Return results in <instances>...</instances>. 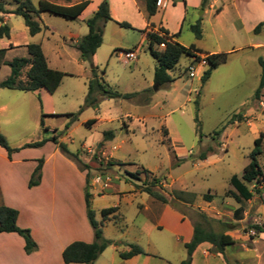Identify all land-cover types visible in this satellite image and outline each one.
Instances as JSON below:
<instances>
[{
  "label": "rangeland",
  "instance_id": "obj_1",
  "mask_svg": "<svg viewBox=\"0 0 264 264\" xmlns=\"http://www.w3.org/2000/svg\"><path fill=\"white\" fill-rule=\"evenodd\" d=\"M48 1L74 5L84 0ZM101 1L92 0L76 20L41 13L38 19L42 31L36 36L29 34L21 17L0 14V19L11 29L10 39H0V50H8L4 56L0 55V81L10 75V68L4 62L28 58L29 44H40L51 68L66 74L53 95L45 90L0 89V133L12 148H20L9 160L0 147V206L12 202L29 219L25 210L31 192L25 178L34 172L40 160L45 162L58 149L60 154L53 158L52 164L62 158L64 163L65 159L69 160L78 168L89 166L85 171L92 181L88 189L95 196L92 199L95 218L103 224L112 217L115 224L103 225V236L116 240L120 253L129 251V245H137L154 256L156 263L181 264L187 258V251L180 237L187 236L189 222L193 226L202 223L201 214H204L211 219L207 226L215 231L222 229L219 221L237 225L230 231L236 245L226 254L229 264H264V235L254 238L249 232L264 214V179L247 183L253 198L240 203L234 199L237 191L230 183L233 176L242 178L251 162L255 141L264 134V90L260 100L254 98L262 74L259 59L264 60V49L249 47L252 41L264 40V28L258 34L250 31L255 20L249 14L245 15L246 27L241 26L238 14H247L241 0H218L217 8L223 9L220 15L209 8L210 1L205 7L201 4L196 8L187 6L185 0H172L167 12L159 10L151 17V23L159 28L164 22L166 30L181 32L177 41L185 47L196 45L206 52L227 54L228 60L203 84L201 78L207 68L199 67L196 76L190 78L192 62L183 56L169 71L174 81L157 86V62L142 32L146 30L144 21H148L144 0H134L138 6L131 0H108L113 21L105 25L103 43L93 62L81 59L74 45L88 34L86 22ZM32 2L37 6L39 0ZM197 2L191 0L192 4ZM0 3L9 12L18 7L16 0H0ZM262 17L263 9L256 8L253 19ZM118 22L128 23L132 28L121 27ZM197 22L201 23V39L191 30ZM129 51L136 53L135 60L126 59L125 53ZM208 55L204 53L201 57ZM93 72L113 91L131 94L132 98L105 99L97 109L84 108ZM82 108L79 119L71 123L68 115ZM239 114L243 118L229 125L231 118ZM91 120L96 123L89 127L86 123ZM225 125L224 132L215 136ZM108 131L114 133V139L104 137ZM54 134L60 135V141L70 152L79 154L82 164L64 155L53 142L39 148H23ZM262 152L259 162L264 171V142ZM203 153L207 155L204 161L200 160ZM98 177L100 182L96 183ZM156 179L160 181L157 184ZM5 180L10 184L7 191L2 190ZM144 188L161 193L168 204L152 198L143 192ZM112 207L119 208L104 220L101 211ZM44 208L41 206L34 215L41 218L49 210ZM177 213L183 216L184 225ZM4 246L1 240L0 249ZM30 255L0 256V264H29L35 260ZM219 259L226 264L222 256ZM39 262L44 264V259ZM123 263L110 247L95 262Z\"/></svg>",
  "mask_w": 264,
  "mask_h": 264
},
{
  "label": "trees",
  "instance_id": "obj_2",
  "mask_svg": "<svg viewBox=\"0 0 264 264\" xmlns=\"http://www.w3.org/2000/svg\"><path fill=\"white\" fill-rule=\"evenodd\" d=\"M18 2V7L13 11L9 12L5 9L4 5L0 3V14H14L23 19L25 26L27 27L29 34L31 36H36L41 33L42 27L39 22V16L43 12H48L50 14L63 17L68 20L79 19L83 13L91 5L92 0H84L74 5H59L48 0H39L36 6L32 0H16ZM70 2L71 0H66ZM210 0H203L202 7H205ZM145 9L148 17V28L152 30L142 31L146 35L148 42V48L152 57L156 60L157 66L155 70V83L157 86H163L174 81V78L170 75L169 71L173 70L179 63L183 56H187L190 60L193 57L201 59V55L204 52L197 48L195 45L185 47L181 45L177 40L181 32L177 34H170L168 30L163 27L157 28L151 23L150 19L154 16L161 8L157 7V0H144ZM220 11H218L219 13ZM113 21L110 5L108 0H103L98 6L97 11L93 14V17L87 20L86 24L89 28L88 34L79 42H77L74 47L79 52L81 59L88 62H93L97 50L101 47L103 43V34L105 25ZM0 39H10L11 29L8 24L4 23L0 19ZM119 26L124 28H132L128 23H117ZM264 28V22L260 23L255 29L254 33L258 34ZM192 32L195 33L197 39L202 38L201 23L191 27ZM164 45V47H161ZM28 51V58H15L12 61L4 62V65L10 68V75L3 81H0V89H10L19 90L24 92H38L40 90H45L50 95L55 94V92L61 86L65 73L59 70L53 69L49 66L47 58L43 52L42 46L40 44H29L26 46ZM158 48H163L158 50ZM7 49H1L0 55L4 56L7 53ZM206 60L209 64L204 75L201 78L202 83H206L211 77L213 71L217 69L220 65L225 64L228 60L227 54H213L208 55ZM259 63L262 67V74L260 79V84L258 89L255 91L254 98L260 100L262 96V91L264 90V60L261 58ZM25 79H23V72L26 70ZM133 95H122L113 91L107 84L104 83L97 75L93 72V78L88 81V93L85 101L84 108H94L97 109L100 102L105 99H130ZM197 109L199 108V103L196 102ZM82 108L76 114H69L68 118L71 123H74L79 119L83 109ZM199 110V109H198ZM242 115H234L228 122L229 125L237 122V119H242ZM96 123V120H91L86 123L87 126L91 127ZM196 123L198 126V131L201 132V125L198 117L196 118ZM69 126L66 127L68 129ZM226 125L222 129L216 131L215 136H220L224 132ZM104 137L107 140L114 139V133L108 131L104 133ZM48 142L55 143L61 152L68 156V158L74 160L78 165L82 164L79 154H73L69 151L68 146L60 141V135L54 134L51 138L45 139L40 142H35L25 145L23 148H39L43 147ZM264 142V134L261 135L255 141V149L251 153V162L245 167L242 178L238 176H233L230 180L231 185L237 191L234 194V199L237 202L250 201L253 198V193L247 187V183H253L254 181L260 182L264 179V171L259 162V156L263 153L262 147ZM0 147L5 150L9 160L12 159V155L15 152H19L20 148H12L7 139L3 134L0 133ZM207 159L206 154L200 156V160L204 161ZM44 160H40L39 166L34 170L32 177L29 181V189L36 187L40 184L42 179ZM80 168V166H79ZM89 166L84 165L80 169L85 171ZM87 187L85 190V202L87 208V217L89 223L94 232V242H74L70 244L63 252L64 264H94L101 254L110 246L115 244L114 241L107 240L103 236L102 226L96 218L95 211L92 208V195L89 192L88 186L90 183V176H87ZM159 179L155 180V184L159 183ZM143 192L149 194L152 198L157 201L168 204V199L158 193L153 191L151 188H144ZM118 207H112L104 209L101 211L104 220L108 219L110 215L117 212ZM239 210H237V216H239ZM19 217V211L7 207L5 205L0 206V234L2 233H16L21 238H23L25 247L24 250L26 254L30 255L37 250V243L31 235L29 229L20 228L17 224ZM203 222L194 224L193 226V238L189 243L185 244V249L187 251V258L181 262V264H192L193 255L197 248L204 244H211L216 250V254L222 256L224 261L228 263L226 258V249L232 245H235L236 241L227 234L234 230L237 225L222 223V229L220 231H215L213 228L208 227L210 224V218L204 214H201ZM251 229H257L258 234H264V230L258 229L255 225L250 227ZM129 251L120 253V258L122 260H129L136 256L146 255L144 250L137 245H129Z\"/></svg>",
  "mask_w": 264,
  "mask_h": 264
},
{
  "label": "crops",
  "instance_id": "obj_3",
  "mask_svg": "<svg viewBox=\"0 0 264 264\" xmlns=\"http://www.w3.org/2000/svg\"><path fill=\"white\" fill-rule=\"evenodd\" d=\"M171 1L172 0H170L168 6L165 9H163L166 12L170 8ZM185 1L187 6L191 5L193 7L199 8L203 0H198L197 4H192L191 0H185ZM228 1H233V0H228ZM241 1H243L246 6L247 14L246 13L244 14L242 12L239 13L238 22H240L241 26L246 27L247 23L245 21V18H247L246 16H248L249 14L251 20L252 21L255 20L250 25L249 30L254 31V29L260 23L264 22V1L263 0H241ZM131 2L133 3L134 6H138L134 2V0H131ZM100 3L98 4V6L100 5ZM217 3L218 0H210L209 8L212 10H217V15H220L223 9L217 8ZM98 6L96 8V11L98 9ZM258 7L263 9V17L260 20L253 19L256 13V8ZM218 11L220 12L218 13ZM148 26H149L148 21L147 20L144 21V29L148 31L152 30L151 28H148ZM161 27L166 28L164 22L161 25ZM157 29L158 27L155 28V30ZM170 34H176V31L170 32ZM144 36L146 37L145 34ZM250 45L251 46L249 47L253 48V50L264 49V40L256 41V42L252 41ZM196 47L201 49L204 53L210 55L219 54L217 52H206L202 48L198 46ZM258 87L256 88V90L258 89ZM59 154L60 153L58 152L57 149L47 158V160L44 162V167L42 170V179L40 184L30 189L31 196L29 200V206L25 210L29 219H25L24 214L22 213L19 206L12 204V202L11 204H9V201L5 202V205L7 207L14 208L19 211V217L17 221L18 226L23 229H29L31 231V235L33 239L38 245V250L30 255L31 256L30 259L35 258V260H30L29 264H32V262H34L33 264H40L39 262L40 259H44V264H63L64 263L63 252L70 244L77 241L85 242V243L94 242V238H95L94 232L87 217V208L85 202V188L87 186V175H88L87 171H82L81 169L78 168L77 165H75L73 162L69 160L67 161L65 159V163H64L62 161V158L60 159L59 163L56 161L52 164L53 158H58ZM32 173L33 171L27 175V177L25 178L26 181L27 180L28 182L30 181V175H32ZM4 183H5L3 184L4 189L2 188V190L7 191L6 189L10 187V184L7 180H5ZM89 185L90 186L92 185L91 180ZM94 197L95 196H92V199H94ZM12 200L13 199H10V201ZM41 206H44L45 207L44 209H49V210L48 211L46 210L44 215H42V217L40 218L39 215L35 216L34 212L40 209ZM177 214L179 215L178 220L182 222V224L184 225L185 221L183 220V216H181L179 213ZM111 218H109V220H107L106 222H103V225H106L107 223L115 224V222ZM188 224L189 226H188L187 236H185V238L180 237V241H183L184 245L186 243H189L193 238V231H194L193 225L190 222ZM158 228L161 227L158 226ZM230 233L231 232H227L228 235H230ZM259 235H264V234H259ZM1 240L5 242L6 246L1 247L0 256H5L7 258L8 257L13 258L15 255L18 256V254H20L21 256H27L24 250L25 247L24 240L18 234L2 233L0 234V241ZM107 240H111L115 242V244L110 246V248H112L114 252H117L120 255V252L118 251L119 249L118 243L116 242V240H112V239H107ZM233 246L234 245L227 247L226 254L228 253V251L231 250ZM23 253H25L26 255H23ZM111 257L113 259V255ZM239 259L236 258V261L239 262ZM154 260H155L154 256L146 254V255L136 256L129 260H122V261H124L123 264H169L165 262L156 263ZM198 261L202 262V264H222L219 259V255L217 256L216 254V250L209 243H204L200 245L195 251L193 255L192 264H199L197 263ZM240 261L242 263L241 259Z\"/></svg>",
  "mask_w": 264,
  "mask_h": 264
},
{
  "label": "built area",
  "instance_id": "obj_4",
  "mask_svg": "<svg viewBox=\"0 0 264 264\" xmlns=\"http://www.w3.org/2000/svg\"><path fill=\"white\" fill-rule=\"evenodd\" d=\"M170 0H157V7L161 8V9H165L168 4H169ZM161 47H164V45H162ZM126 59L128 61H132L135 60L137 58V55L135 52L129 51L125 53ZM191 65L189 66V77L190 78H194L196 76V73L200 68H207L209 66L206 57H201V59H197V57H193L191 58ZM96 183L100 182V178H96L95 179ZM255 226L258 229L264 230V214L261 216V218L259 219V221H257L255 223ZM250 235L253 236L254 238L257 237L258 234V230L257 229H251L250 231Z\"/></svg>",
  "mask_w": 264,
  "mask_h": 264
},
{
  "label": "water",
  "instance_id": "obj_5",
  "mask_svg": "<svg viewBox=\"0 0 264 264\" xmlns=\"http://www.w3.org/2000/svg\"><path fill=\"white\" fill-rule=\"evenodd\" d=\"M264 1V0H263Z\"/></svg>",
  "mask_w": 264,
  "mask_h": 264
}]
</instances>
